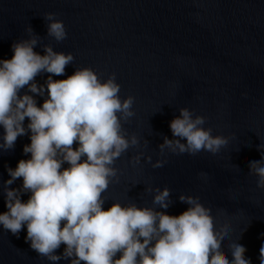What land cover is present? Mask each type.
Listing matches in <instances>:
<instances>
[{
    "label": "water",
    "instance_id": "water-1",
    "mask_svg": "<svg viewBox=\"0 0 264 264\" xmlns=\"http://www.w3.org/2000/svg\"><path fill=\"white\" fill-rule=\"evenodd\" d=\"M48 12L63 21L67 35L61 41L47 35ZM28 25L39 36L34 51L43 55L42 45L51 44L54 51L73 54L64 74H52L53 79L89 66L102 79L115 73L120 97H134V115L123 127L140 138V146H130L115 158L118 179L102 193V207L117 200L154 206L153 193L145 188L167 186L171 203L157 210L177 215L188 207L178 199L180 193L198 196L211 209L217 232L232 229L224 256L232 259L229 244L236 242L246 248L244 256L251 264H260L264 189L257 187L248 165L261 159L257 145H264V0H0V59L11 58L14 41L32 35ZM48 75L43 72L34 79L43 84ZM26 90L22 87L20 94ZM30 94L42 104L44 97ZM180 107L205 116L204 127H211L212 135L227 136L228 142L215 154L165 149L167 162L153 168L152 162L164 158L157 146L164 136L172 138L169 122ZM28 143L26 132L18 135L13 148L0 149V212L7 210L5 165L15 168L18 160L29 158L23 152ZM137 152L152 161L142 156L133 165L130 157ZM21 183L18 177L8 187ZM29 195L21 193V199ZM25 236L23 225L18 237L0 227V264H70V257L53 262L39 256ZM64 247L61 243L55 252L62 253Z\"/></svg>",
    "mask_w": 264,
    "mask_h": 264
},
{
    "label": "clouds",
    "instance_id": "clouds-1",
    "mask_svg": "<svg viewBox=\"0 0 264 264\" xmlns=\"http://www.w3.org/2000/svg\"><path fill=\"white\" fill-rule=\"evenodd\" d=\"M55 16L44 14L47 35L61 41L67 33ZM26 31L32 35L11 44V58L0 59V149L13 148L18 135L27 132L30 143L23 146V152L31 154L18 160L15 168L5 165L7 210L0 212V227L18 237L25 226V241L53 262L70 257V264H251L244 256L246 248L236 242L229 244L232 259L224 256L222 248L232 229L217 232L211 209L198 196L180 193L178 199L188 207L177 215L157 210L171 203L167 186L145 188L153 193L155 207L118 200L102 207V193L118 179L115 158L130 146H140V138L123 127L134 115V97H120L115 73L102 79L89 66L75 67L66 78L53 79L52 74H64L73 54L43 44L41 55L34 51L39 36L30 25ZM43 72L49 75L38 85L34 77ZM24 86L27 90L20 94ZM30 93L44 97L42 104L38 106ZM205 120L180 107L179 115L169 122L172 138L164 136L157 146L158 156L164 158L151 166L167 162L165 149L174 154L195 155L202 149L217 153L228 137L212 135L211 127H204ZM257 148L261 159L249 161L248 167L257 176V187L264 189V145ZM142 156L152 161L150 155L137 152L130 163L140 164ZM65 162L67 167H62ZM18 177L22 178L20 187L9 188ZM21 193L30 195L22 200ZM61 243L65 247L57 254ZM259 253L264 264V242Z\"/></svg>",
    "mask_w": 264,
    "mask_h": 264
}]
</instances>
